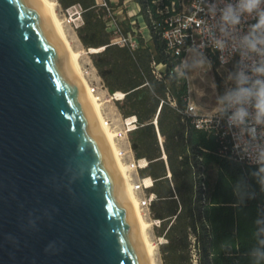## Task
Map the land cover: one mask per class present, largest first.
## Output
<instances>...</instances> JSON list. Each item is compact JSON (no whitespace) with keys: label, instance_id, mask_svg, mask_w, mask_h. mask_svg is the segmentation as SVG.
Segmentation results:
<instances>
[{"label":"water","instance_id":"95a60500","mask_svg":"<svg viewBox=\"0 0 264 264\" xmlns=\"http://www.w3.org/2000/svg\"><path fill=\"white\" fill-rule=\"evenodd\" d=\"M0 264H146L98 118L39 0H0Z\"/></svg>","mask_w":264,"mask_h":264},{"label":"trees","instance_id":"16d2710c","mask_svg":"<svg viewBox=\"0 0 264 264\" xmlns=\"http://www.w3.org/2000/svg\"><path fill=\"white\" fill-rule=\"evenodd\" d=\"M57 2L63 11L82 7L84 24L76 30L78 39L87 50L103 49L91 55L99 77L110 94H127L124 102L117 104L122 117L135 116L143 125L131 134L130 142L137 159L151 162L141 176L155 180L151 192L157 199L151 210L153 219L162 221L159 236L168 228V243L160 247L164 264H192L193 250L198 264H264V173L260 166H243L221 157L214 133L197 130L180 114L190 96L187 79L180 71L186 53L172 55L162 33L174 15L171 4L175 3L179 11V0L136 1L150 39L144 41L138 32L140 47L134 52L110 45L112 35L104 19L105 9L96 0ZM120 25L125 34L134 33L127 20ZM152 60L165 66L164 81L152 76ZM146 81L150 87H142ZM167 93L177 107L164 104L158 124L165 138L175 193L164 179V163L157 160L160 150L156 133L148 124Z\"/></svg>","mask_w":264,"mask_h":264},{"label":"built area","instance_id":"2783aa9c","mask_svg":"<svg viewBox=\"0 0 264 264\" xmlns=\"http://www.w3.org/2000/svg\"><path fill=\"white\" fill-rule=\"evenodd\" d=\"M100 1L99 6L107 11L106 20H108V29L112 35L110 45L127 48L132 52L136 51L140 47L137 38L138 32L134 31V33L128 34L123 32L124 30L120 25V20L115 12L111 11L110 7L111 3L116 0H109V2L107 0ZM236 3L237 0H179V11L176 10V4L172 3L171 11L174 15L166 21V25L162 28L163 38L172 55L178 57L182 53H186L187 57L190 51H196L207 55L216 62L220 69L231 72L230 87L233 86L232 76L238 68L245 67L252 62L249 57L243 55L241 41L243 37L247 36L253 30V25L256 23V16L254 14H244L241 16L238 24H225L222 20L223 9L229 4L235 5ZM63 12L65 15L64 21L69 26H73L77 30L84 24L82 18L83 9L80 5L73 6ZM218 40L223 42L222 48L217 45ZM88 51H90V49ZM186 57L183 59L180 66L181 72H183L185 68ZM150 67L154 79L158 82L164 81L166 77V73H164L166 69L165 66H158L156 62L152 60ZM89 83L91 92L99 99L101 93H106L108 101L117 105L118 103H123L126 98V93L116 92L110 94L102 81L94 83L89 80ZM142 87H150L149 82L146 81ZM164 104H169L173 108L177 107L176 102L173 101L169 93H167L166 99L160 100L157 112L148 124L154 127L156 133L157 144L160 150V157L157 160L164 163L166 170L164 179L169 181L174 191L172 173L165 151V138L162 136L158 124L159 114ZM180 114L184 119L190 120L191 124L197 130H205L208 133H214L220 145L218 154L221 157H228L243 166H260L255 156L257 150L255 141L251 140L250 137L246 135L240 134L237 129L230 127L227 118L224 117L221 112L212 116L200 115L197 107L189 98L185 110L180 111ZM120 116V125H114V123L109 120H107V122L115 131V139L119 148V157L123 162L128 164L131 170L134 191L138 195L140 207L145 217H148L152 221L153 229L158 230L162 226V221L153 219L151 210L152 203L157 199V196L151 192L155 180L151 177L141 176L142 171L146 170L151 162L145 158L137 159L130 142L131 134L143 125H139L135 116L129 118H123L121 114ZM179 159H182V157ZM192 170L194 172L196 171L193 166ZM147 181L150 183L147 184ZM174 198L178 201L176 195ZM167 230L162 236L157 238L156 245L159 248L168 243L165 237ZM192 241L194 243L195 238H193ZM192 264H198L196 250H193Z\"/></svg>","mask_w":264,"mask_h":264},{"label":"clouds","instance_id":"9594fccd","mask_svg":"<svg viewBox=\"0 0 264 264\" xmlns=\"http://www.w3.org/2000/svg\"><path fill=\"white\" fill-rule=\"evenodd\" d=\"M244 14L256 16L253 30L241 41L243 55L252 62L233 74V86L219 97V105L229 126L255 141L256 160L264 173V0H237L223 9L222 20L235 25ZM217 45L222 48L223 42Z\"/></svg>","mask_w":264,"mask_h":264},{"label":"rangeland","instance_id":"374dc122","mask_svg":"<svg viewBox=\"0 0 264 264\" xmlns=\"http://www.w3.org/2000/svg\"><path fill=\"white\" fill-rule=\"evenodd\" d=\"M136 1L137 0H117L114 3H111L110 7L111 11L115 12L119 19H124L123 15H125L126 20L129 22V25L133 29H136L137 25H142L136 29L140 33V31L144 32L145 29L143 27L145 26H143V22H139L142 20H139L137 18L140 16V11L138 13L137 8L131 5L134 2L136 3ZM129 13L132 15L128 16ZM57 14L59 19L63 23V27L66 33L68 34V38L72 43L74 50L84 52L80 62L83 72L85 71L84 75L86 79H89L94 83H99V75L95 71L94 64L92 61L93 58L88 53L87 49L78 40L75 27L69 26L64 21L65 15L59 5L57 7ZM106 15L107 11L105 10L104 19H106ZM148 34V30H146L144 35ZM146 39L148 40L147 36ZM146 39L144 41H147ZM183 73L188 82L190 101L194 103V105L197 107L198 113L203 116H212L219 113V97L223 96L226 90L230 88L231 72H227V70L225 69H220L216 62L207 55L198 53L196 51H190L187 54L186 65L183 69ZM101 102H105L102 106V113L104 119L106 121H112L114 125H120L121 111L119 107L117 105H114V103H110L108 101L106 93H102ZM145 219L149 223H152V221L148 217H145ZM159 235L160 231L153 229L152 226L149 230L150 240L157 248L158 264H164L160 248L156 245L157 238L159 237Z\"/></svg>","mask_w":264,"mask_h":264},{"label":"bare ground","instance_id":"6f19581e","mask_svg":"<svg viewBox=\"0 0 264 264\" xmlns=\"http://www.w3.org/2000/svg\"><path fill=\"white\" fill-rule=\"evenodd\" d=\"M39 1L41 5L43 6L51 24L53 25V27L55 28V30L61 37L63 45L72 60L75 71L78 77L80 78V81L85 89V92L98 118L101 131H102L105 143H106V147L114 161V164L116 166V169L122 181L125 197H126V200L129 206V210H130L138 237H139L145 263L146 264H158L157 248L151 242L150 236H149V230L152 227L153 223L151 222L149 223L145 219V215L139 204L138 195L134 191V183H133L132 175L130 172L131 170L128 164L123 162L122 159L119 157V154H118L119 148H118V145L115 139V136H116L115 132L111 129V126L103 117L102 106L104 105L105 102H101L102 93H101L100 99L96 95H94L91 92V86L89 85V82L84 75L85 71L83 72V69L81 67V62H80L84 52L74 50L72 43L70 42L68 38V34L66 33L63 27V23L58 17L57 1L56 0H39ZM102 51L103 49H90L88 53L97 54ZM185 65H186V59H185ZM149 183L150 182L147 181V184Z\"/></svg>","mask_w":264,"mask_h":264},{"label":"crops","instance_id":"0c3cea01","mask_svg":"<svg viewBox=\"0 0 264 264\" xmlns=\"http://www.w3.org/2000/svg\"><path fill=\"white\" fill-rule=\"evenodd\" d=\"M98 3H100L101 1L100 0H96ZM117 1V0H116ZM115 2V1H114ZM113 2V3H114ZM58 3V2H57ZM131 5H133L135 8H137V12L139 13V11H140V7L138 6V4L137 3H133V4H131ZM132 14H128V16H131ZM118 17V16H117ZM123 17H124V19H119V17H118V19L120 20V21H124V20H126V16L125 15H123ZM139 20H142V21H139L140 23L141 22H143V17L142 16H139V17H137ZM143 24H144V22H143ZM142 26V25H141ZM144 26V25H143ZM144 28V27H143ZM134 31H137L138 32V30H136V29H134ZM145 31H146V29L144 30V32H142V31H140V32H142V34H143V36L145 37V39H146V36L148 37V40L150 39V36H149V34L148 35H144L145 34ZM77 38H78V36H77ZM79 40V39H78ZM147 40V39H146ZM147 40V41H148ZM80 41V40H79ZM81 43V42H80ZM82 44V43H81ZM88 51V50H87ZM95 68V67H94ZM95 71L97 72V70H96V68H95ZM98 73V72H97ZM99 80L100 81H102V79L99 77ZM103 82V81H102ZM157 230V229H156Z\"/></svg>","mask_w":264,"mask_h":264}]
</instances>
